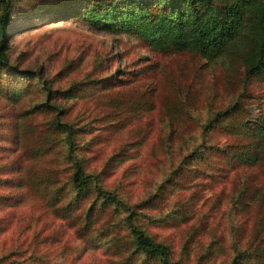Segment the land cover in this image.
Masks as SVG:
<instances>
[{
    "label": "trees",
    "instance_id": "obj_1",
    "mask_svg": "<svg viewBox=\"0 0 264 264\" xmlns=\"http://www.w3.org/2000/svg\"><path fill=\"white\" fill-rule=\"evenodd\" d=\"M77 1L67 0L68 5L56 8L51 18L85 21L104 30L135 33L155 53L194 51L222 65L229 57H235L245 75L264 80V0H83V12L76 9ZM11 12L12 0H0V96L9 105L0 111L6 120V130L0 132V264L76 263L77 260L65 261L62 256L52 259L51 250L38 238V233L51 223L42 218L45 207L56 219L69 222L71 237L94 231L103 240L106 249L103 257H92L87 264H183L180 258L172 257L167 243L156 239L137 222V217H147L141 212L159 201L164 183L176 186L177 177L188 167L196 168L203 177L214 173L226 178L229 172L231 186L235 181L239 185L237 196L241 204L246 207L252 202L256 204L252 220L255 221L248 237L241 242L233 232L230 243L233 253L227 262L219 264L264 261L262 250L255 248L260 243L263 244L259 247L264 248V189L259 190L261 185L251 175V169L264 160V120L249 119V111L235 99L225 108L211 107L208 117L199 124L183 127L174 112L178 105L171 106L181 99L176 95L165 98L163 93L159 97L168 113V128L160 144L170 170L157 186V192L128 202L114 189L102 185L101 169H86L84 157L78 154L82 148L76 138L81 132L88 133L89 127L76 125L69 112L73 102L80 100L82 111L92 113L91 121L106 120L113 129L134 126L137 118L144 117L143 112L157 104L156 89L133 83L135 77L151 70L152 62L144 61L137 68L123 66L112 45L102 44L101 51L88 61L79 78H72L63 86L53 85L72 69L79 68L82 60L78 58L79 65L74 67L68 62L49 76L41 66L31 69L11 62L7 54ZM110 62L118 63L111 67ZM182 87L174 86V92ZM31 89H38L40 98L24 105L21 101ZM248 94L243 86L239 97ZM35 114L43 115V125L34 132L39 139L28 146L25 136L30 129L24 121ZM214 129L228 139L208 143ZM54 141L64 146L63 155L70 166L63 181L56 167L49 174L51 167L36 162V168L27 161L28 151L32 158V154L41 152L44 143L46 154ZM196 163L200 166H195ZM185 199L188 200L184 197L180 201ZM182 209H177L179 215L189 216L191 211ZM214 243L210 240L204 246L196 244L191 264H207L211 260L213 264L214 249H223L220 243ZM187 247L188 240L181 249L187 252ZM251 251L254 257L257 255L256 260L249 259Z\"/></svg>",
    "mask_w": 264,
    "mask_h": 264
},
{
    "label": "rangeland",
    "instance_id": "obj_2",
    "mask_svg": "<svg viewBox=\"0 0 264 264\" xmlns=\"http://www.w3.org/2000/svg\"><path fill=\"white\" fill-rule=\"evenodd\" d=\"M66 1L12 0L7 36L8 58L19 67L36 69L41 66L47 76L68 62L74 67L78 64V58L81 59L83 64L78 66L79 68L72 69L69 74L53 84L60 86L66 85L72 78H79L87 69L88 61L101 51L102 44L112 45L118 54V61H121L123 66L137 68L143 65L144 61L152 62L151 70L135 77L133 83L140 87L156 89L154 95L157 104L153 109L143 112L144 117L137 118L134 126L113 129L106 124V120L91 121L92 113L87 115L82 111L80 100L73 102L69 112L76 125L89 127L88 133L81 132L76 138L82 148L78 154L84 157L86 169H101L104 179L102 185L107 189H114L128 202H136L157 192V186L170 170L168 158L163 156L160 144L168 128V113L159 97L163 93L165 98L170 96L172 99L176 95L181 99L180 103L173 102L174 105L171 106L178 105L174 112L180 117L183 127L199 124L202 119L208 117L211 107L214 110L222 109L235 99L242 102L243 109L249 111V119L264 120V80L259 76L245 75L237 58L229 57L226 64L222 65L218 61L202 58L194 51L155 53L132 32L104 30L79 20L54 21L51 18L53 11L67 6ZM83 2H76V9L81 12L85 9ZM117 63L110 62L111 67H115ZM21 81H24V78H21ZM178 85L183 87L174 92L173 87ZM243 86L249 94L240 98ZM38 91L29 90L21 103L29 105L38 100ZM7 107L9 105L5 104L0 96V111ZM42 116L35 114L24 121L30 129L25 136L26 145H33L39 139L34 132L42 129ZM5 123L6 120L0 115V132L6 130ZM196 133L195 137H198ZM227 139L222 132L214 129L210 132L207 142L216 144ZM46 146L42 143L41 152L32 154V158L28 151L27 161L36 168V162L41 166L51 167L49 174L52 167H56L60 181H63L70 171L67 158L63 155L64 146L54 141L45 154ZM113 154L115 156L112 157ZM209 158L212 159L211 154ZM172 160V163H175L176 158ZM195 166H200V163ZM251 171L253 181L261 185L259 190L264 189V160ZM206 175L203 177L196 168L188 167L185 173L182 172L177 177L176 186L169 182L164 183L159 193L161 198L155 202V206L142 210L141 215L147 217H137V222L156 239L167 243L172 257L180 258L183 264L192 263V252L196 244L204 246L210 240H214L216 244L220 243L223 248L219 251L214 249L213 264L227 262L233 253L230 247L233 232H236V239L243 242L255 221L252 220L256 204L252 200H248V203H252L247 207L243 202V205L241 204L237 196L239 185L235 181L231 186L229 172L226 178L217 177L214 173ZM184 197L188 200L180 201ZM39 203L42 207V202ZM189 206H192L191 210ZM182 207L187 212L191 211L189 216L179 215L177 209L181 210ZM43 211L42 218L51 223L38 233V238L51 250L52 259L62 256L65 261L69 258L73 262L77 260L75 264H87L92 257H103L106 251L103 240L96 236L94 231L71 237L72 228H68L67 220L56 219L46 207ZM187 240L186 252L181 247ZM262 244L255 248L257 251L262 250L264 255V248L259 247ZM257 258L251 251L249 259ZM211 261L207 264H211ZM260 262L264 264V261Z\"/></svg>",
    "mask_w": 264,
    "mask_h": 264
}]
</instances>
